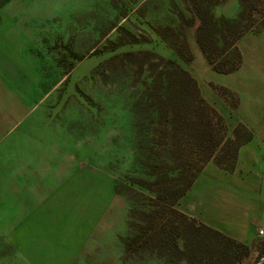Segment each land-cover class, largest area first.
<instances>
[{"label": "rangeland", "instance_id": "1", "mask_svg": "<svg viewBox=\"0 0 264 264\" xmlns=\"http://www.w3.org/2000/svg\"><path fill=\"white\" fill-rule=\"evenodd\" d=\"M245 4L255 12L246 25L257 28L264 0ZM198 7L210 8L217 19H235L241 0H0V40L9 59L5 81L0 79V264H167L166 254L149 247L131 256L124 249L123 240L133 235L130 223L142 224V212L159 210L157 194L171 185L164 175L152 190L142 184L155 181L147 160L170 146L161 138L165 127L151 125V88L163 64L154 56L126 54L148 51L175 60L229 105L233 97L214 86L239 88L233 93L245 103L234 110L250 129L257 128L254 117H264V93L252 102L244 95L257 70L264 91V29L238 41L244 57L238 74L220 75L197 40ZM26 112L47 123L45 136L55 146L30 137L31 130L23 134ZM188 113L202 114L196 105ZM213 127L219 137L216 120ZM176 132L177 147L194 151L180 125ZM43 147L47 152L36 153ZM47 157L54 166L45 164ZM180 163L194 169L198 161L183 157ZM47 177L65 178V185ZM46 191L59 197L47 198ZM263 259L261 242L242 264Z\"/></svg>", "mask_w": 264, "mask_h": 264}, {"label": "trees", "instance_id": "2", "mask_svg": "<svg viewBox=\"0 0 264 264\" xmlns=\"http://www.w3.org/2000/svg\"><path fill=\"white\" fill-rule=\"evenodd\" d=\"M245 2L246 0H241V11L235 19L224 16L217 19L212 15L210 8L207 10L202 7L197 8L200 19L197 40L212 70L217 73L229 74L240 69L243 65V54L238 41L243 35L250 32L257 34L264 29V16L261 15L263 13H260L262 22L257 28L246 25L247 15L255 12L248 8ZM226 32L234 37L229 39ZM183 47L191 56L189 57L191 60L192 53L188 45L184 44ZM178 52L182 55L181 49ZM139 55L154 56L163 64L151 88L153 89L151 96L155 99L153 104H156L151 125L159 122L165 127L164 136L157 134L155 137L154 133V139L161 137L170 140L169 144L164 142V146L170 145L168 149L154 151L153 159L147 160L148 172L155 177V181L142 184L152 190L154 185L160 186L164 183L162 180L164 175L163 179L170 180L171 185L165 187V192L156 190L159 191L157 194L159 197L156 199V202H159L156 203L159 210L153 213L142 212L140 214L144 220L142 224L130 223L133 235L123 240L125 254L131 256L149 247L150 251L161 256L166 254L164 259L167 264L182 262L185 264H242L259 243L248 246L228 237L179 212L176 204L209 162L214 161L220 167L233 171L239 149L253 138V133L243 123L229 133L224 118L202 97L197 80L175 60L165 59L148 51L126 54L131 58ZM163 86L165 90H162ZM214 87L220 90L224 97H233L235 100L231 104L233 109L238 106L237 94L223 87ZM166 103L168 106L165 109L162 104ZM193 105L201 110L200 118L195 116L197 118L195 119L190 113L185 114ZM179 112L184 113V116H181ZM213 119L220 127L219 137L215 136ZM178 125L183 130L181 138L185 136L187 144L194 151L190 152L188 148L182 151L177 147ZM183 157H193L198 164L191 169L192 167L187 164L180 163ZM160 193H163V198L160 197ZM134 213L135 211L130 217L133 218ZM160 221H163L162 225L159 224ZM260 264H264V259Z\"/></svg>", "mask_w": 264, "mask_h": 264}, {"label": "crops", "instance_id": "3", "mask_svg": "<svg viewBox=\"0 0 264 264\" xmlns=\"http://www.w3.org/2000/svg\"><path fill=\"white\" fill-rule=\"evenodd\" d=\"M6 57H8L6 43L0 40V68H3L1 70L3 76L0 74V79L3 81H5V72L8 71L6 65L9 59ZM240 69L229 74L214 72L220 75L236 76ZM260 72L257 70L253 73L250 76L251 85L248 84L245 87L244 95L250 102L255 99L249 98L254 97L259 100L264 93L261 89L263 88L261 87L263 77ZM193 77L197 80L202 97L224 118L230 131H233L239 123L245 124L237 117L236 111L228 104V101L212 89L209 82L201 79L200 76L193 75ZM231 89L235 93L239 91V88ZM2 94L3 92L0 96ZM0 100L1 107H4L2 97ZM243 103L245 100L241 98L238 104L241 107ZM27 116L26 112V122H23L21 118L23 134L27 135L31 130L30 137L46 142V146H55V140H48L45 136L47 123H39L38 120L35 122ZM254 120L257 128L250 129L246 125L253 133V138L239 149L234 170L228 171L214 161L209 162L176 204L179 212L248 246L264 242V235L259 236L260 229H264V117L262 119L254 117ZM38 152L44 154L47 151L43 147L42 150L37 149L36 153ZM43 160L46 165L54 166L53 158L47 157ZM30 178L33 180L32 183L37 184L35 177L30 176ZM46 179L51 184L61 186L63 183L62 186L65 185V178H60L61 181L50 177ZM45 194L47 198L59 197L48 191Z\"/></svg>", "mask_w": 264, "mask_h": 264}, {"label": "built area", "instance_id": "4", "mask_svg": "<svg viewBox=\"0 0 264 264\" xmlns=\"http://www.w3.org/2000/svg\"><path fill=\"white\" fill-rule=\"evenodd\" d=\"M264 235V229H260L259 236L262 237Z\"/></svg>", "mask_w": 264, "mask_h": 264}]
</instances>
